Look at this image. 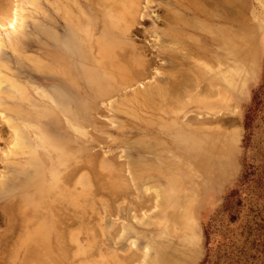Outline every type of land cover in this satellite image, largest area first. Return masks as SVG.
Listing matches in <instances>:
<instances>
[{
  "label": "rangeland",
  "instance_id": "obj_1",
  "mask_svg": "<svg viewBox=\"0 0 264 264\" xmlns=\"http://www.w3.org/2000/svg\"><path fill=\"white\" fill-rule=\"evenodd\" d=\"M7 1L0 264H264V0H200L197 16L180 0L179 52L157 59L166 68L142 80L154 91L129 104L94 101L78 34L97 16L87 0ZM153 1L137 46L164 51L151 32L168 31L154 18L172 4ZM175 59L187 76L171 88Z\"/></svg>",
  "mask_w": 264,
  "mask_h": 264
},
{
  "label": "bare ground",
  "instance_id": "obj_2",
  "mask_svg": "<svg viewBox=\"0 0 264 264\" xmlns=\"http://www.w3.org/2000/svg\"><path fill=\"white\" fill-rule=\"evenodd\" d=\"M170 1H171L172 6L171 7H166V6L169 5V3H167L168 5H165L166 9L162 8L159 11L161 13V15L157 16L156 18H154L155 21H159L161 19L162 22H160V23L164 24L168 28L167 29L168 31L162 32V34H160V32H158L157 30H155L154 32H151V34L152 35L154 34L153 36L157 37V40H158V41H155V43L153 45L154 46L156 45V46H158L159 49L162 48L164 50V51L161 50V51H157V52L156 51L152 52L150 50L151 47L149 48V45L147 43H146L147 45L145 44L142 47H138L137 46L138 42H142L138 38H140V39L142 38V40H145V39L148 38V34L142 28V25L147 23V19L146 18L150 17V15H151L150 14L151 13L150 10H151L152 5L154 3L153 0H108V3H106V8H107L106 10H103L102 8H99V5H97L96 0H89V1L87 0V3L84 2L85 5H87L89 8H91L93 10V12L97 15L96 19H92V20H90L88 22V26L85 29V31L78 33L79 37H80V39H81V41L83 42V45H84V52H85L86 63H87V65H86L87 66V69H86V71H87V73H86L87 79H86V81L89 84L90 88H95V89L99 90V93L101 92L100 94H97L98 96L95 97V99H94L95 102L97 101L96 103H98V102L100 103L101 100H102V103H104L103 102L104 100L108 101L109 99L112 100L113 98L119 99L120 102H122V103L124 102V103H128V104L129 103H134V102H139L140 103L141 101L147 100L148 95H150V94H147L146 91H145L146 93H143L144 90H141L142 88H144L145 90L147 89V88H145L144 83L142 82V80L146 77L147 74L150 73L149 74L150 76H151V74H153L152 73L153 70L150 72V69H154L155 70L154 73L156 75H159L160 71H158V69H155V68H160L162 70L164 68H166L165 65L163 66L164 63L162 61H160V60H159L160 61V63H159L157 59L160 58V59L164 60L165 58H162V56L165 57L167 52H170V53H172V52L178 53L179 52L174 47H171L170 44H172L171 41H174V43L175 42L178 43L179 40L175 41V39L173 38V37L176 36L174 34L178 33L179 30H181V29L183 30L184 28H186L185 24L183 23V18H184L183 17V13L186 12V10H184L183 6H182V4L184 2L182 3L181 2L182 0L181 1L180 0H169V2ZM192 1H194V3H193L194 5H192L193 6L192 7V12L190 14H193L195 16L200 15V9L197 7L198 1H200V0H192ZM101 3L104 4V1L100 2L99 4H101ZM154 5H156V4H154ZM12 7H13V5H12ZM156 7H157V5H156ZM153 8H155V7H153ZM158 8H159V6H158ZM170 8H172V9H170ZM15 9H16V7H15ZM8 12L11 13L12 11H8ZM5 13L6 14H4V12H3V14H1V15H4L3 16L4 19L7 17V16L5 17V15H8V16L10 15V14H7V11ZM13 13H15V12H13ZM209 13H210V11H209ZM9 17H7V18H9ZM16 17H17V14H16ZM0 22H2V21H0ZM172 23L175 24L176 26L174 25V27H173L171 25ZM2 24H3V22H2ZM167 24H169V25H167ZM10 25H11V27H9V28H12L13 32L11 30V32L8 33L7 36H9L10 39L11 38H16V37L18 38L19 31H17V30H18V27L20 28L21 26H17L14 22H10L8 26H10ZM3 26H5V25H3ZM133 36H134V40H133L134 45L131 43L132 41L128 40V39H131ZM163 36L164 37H168L170 39V42H168L169 39H166L167 43L163 44V42H165V41L161 40V37H163ZM172 39H174V40H172ZM176 43H175V45H176ZM179 43H180V41H179ZM143 44H144V42H143ZM183 57L184 56H182V58ZM175 63L174 64L176 66H172L174 68L171 67L174 70L171 74L170 73H168V74L166 73V75H164L162 73V75H164L166 77L167 81L169 82L170 87L171 86L173 87L174 84L177 85V83H175V82L176 81L178 82V79H180V77H182V80H183L184 76L182 74H184V75L186 74V76H187L186 70H185L186 73H184L183 72L184 70L178 68V67L182 66V63H177L176 59H175ZM157 65H159V66H157ZM149 75H147V77ZM180 75H182V76H180ZM188 75H190V74H188ZM160 78H159V80H160ZM145 80H146V78H145ZM159 80H157V81H159ZM161 81H162V79H161ZM180 81L181 80H179V83L182 82V81L181 82ZM133 87L135 88V92L133 94H131V97H129V99H128L127 95H130V94H128L126 92H127L128 89H131V88L133 89ZM148 87H149L148 89L152 90L151 89L152 86H148ZM153 91L154 90H152V92ZM162 91H166V90L163 89ZM172 92H173V90H172ZM122 96L124 97L123 99H121ZM151 97L152 96H150V98ZM145 102H147V101H145ZM148 103H150V102H148ZM7 140H9V138ZM15 140H17V138H15ZM8 142L10 143V140ZM19 144H18V142L14 143L13 144L14 148H15L16 145H19ZM8 154H9V152H8ZM10 154H12V153H10ZM71 174H70V176H71ZM74 175L76 177V174H74ZM55 208H56V206H55ZM54 209L52 208V210H54ZM10 211H11V208H10ZM191 217H193V216H191ZM68 220H70V219H68ZM61 224H63V223H61ZM181 225H183V224H181ZM58 226H59V224H58ZM63 233H65V232H63ZM38 243H41V242L39 241V242H37V244ZM29 247H30V244H29ZM27 248H28V246H27ZM72 249H73V247H72ZM5 250L7 251V249H5ZM6 253L7 252H5V254ZM36 253H38V251ZM31 255L33 256V254H31ZM45 256H47V255H45ZM5 258H7V257H5ZM51 258H53V257H51ZM38 259L39 258H37V260ZM41 259H42V257H41ZM38 261H36V262H38ZM42 261H43V259H42ZM42 261H41V263H43ZM50 261L52 262V260H50ZM1 263H3V262H1ZM5 263H6V259H5Z\"/></svg>",
  "mask_w": 264,
  "mask_h": 264
},
{
  "label": "trees",
  "instance_id": "obj_3",
  "mask_svg": "<svg viewBox=\"0 0 264 264\" xmlns=\"http://www.w3.org/2000/svg\"><path fill=\"white\" fill-rule=\"evenodd\" d=\"M251 120H252V118L250 116L246 117L245 124H244V128L246 129V131H249L251 128ZM246 140H249V137H246ZM246 174H248V173H246ZM246 177H247V175H246Z\"/></svg>",
  "mask_w": 264,
  "mask_h": 264
}]
</instances>
